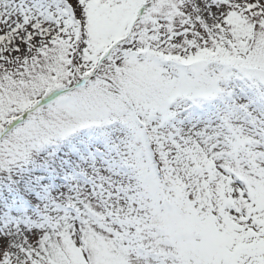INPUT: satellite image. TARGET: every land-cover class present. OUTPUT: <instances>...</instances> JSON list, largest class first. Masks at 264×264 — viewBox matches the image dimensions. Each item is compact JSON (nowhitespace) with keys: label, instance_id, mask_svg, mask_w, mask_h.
I'll list each match as a JSON object with an SVG mask.
<instances>
[{"label":"snow or ice","instance_id":"obj_1","mask_svg":"<svg viewBox=\"0 0 264 264\" xmlns=\"http://www.w3.org/2000/svg\"><path fill=\"white\" fill-rule=\"evenodd\" d=\"M0 264H264V0H0Z\"/></svg>","mask_w":264,"mask_h":264}]
</instances>
